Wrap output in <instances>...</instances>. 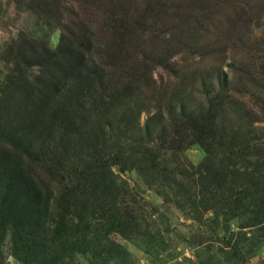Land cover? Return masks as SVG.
<instances>
[{
	"label": "trees",
	"instance_id": "trees-1",
	"mask_svg": "<svg viewBox=\"0 0 264 264\" xmlns=\"http://www.w3.org/2000/svg\"><path fill=\"white\" fill-rule=\"evenodd\" d=\"M51 1L29 0L44 21L57 16L58 43L43 31L22 40L9 49L21 51L8 54L13 59L0 79V264L4 236L17 264H59L72 251L101 247L102 232L136 231L132 208L117 202L129 191L114 168L135 171L166 193L176 182L196 183V174L213 176L211 185L224 191L237 161L252 165L246 159L262 153L232 119L237 94L263 95L264 33L254 32L250 19L264 26V0L223 2L219 13L214 0H184L188 7L178 0L181 8L173 0L160 8L159 0H82L77 9L84 1L103 3L99 31L92 13L60 17ZM176 55L186 62L179 71L172 68ZM157 68L172 78L163 88L152 76ZM151 101L158 113L139 128ZM242 118L248 125L264 121L261 113ZM191 145L205 154L197 167L185 156ZM257 171L263 187L252 186L250 197L263 207L264 170ZM223 200V213L233 214L236 194ZM255 214L241 228L264 233V211ZM250 237L247 254L257 256L260 243ZM242 253L235 246L229 263L246 264Z\"/></svg>",
	"mask_w": 264,
	"mask_h": 264
},
{
	"label": "rangeland",
	"instance_id": "rangeland-1",
	"mask_svg": "<svg viewBox=\"0 0 264 264\" xmlns=\"http://www.w3.org/2000/svg\"><path fill=\"white\" fill-rule=\"evenodd\" d=\"M159 1L161 3L157 6L160 8L165 0ZM173 1H175L174 6L181 8L180 5L182 4L183 7H188V2L186 4L184 0H180L181 4L178 0ZM214 1L219 2L214 7L216 13H219L218 6L221 3H231L233 0ZM51 2V9L59 12L60 17L72 16L77 10L86 14L90 12L93 17L90 15L89 17L93 19L94 23L96 21L98 31L99 27H105L99 16L103 4L101 1L91 5L93 8L89 6L88 2L84 1L78 9L76 6L82 0H52ZM141 2V0H137L138 5ZM194 8L195 6L191 7V12ZM36 9V5L30 4L29 0H0V79L10 66L8 62H10L12 56L8 55L10 54L9 49L14 48L16 45L21 47L22 40H27L30 43L29 38L35 39L33 35L37 36L40 31H43L46 36H50L49 41L52 46L58 43L57 16L49 21H44L38 15ZM221 20L223 22L222 18ZM250 20V28L255 29L254 32L257 34H263L264 26L261 24L255 26L254 20ZM172 26L171 23L165 26V34H168ZM17 53L13 51L10 55H16ZM193 59L199 60L196 57ZM171 60L179 65L178 67L175 64L172 66L177 71H179V67L186 64L181 55H176ZM225 62H229V58ZM188 63L190 64L191 60H188ZM152 76L162 88L167 81H172L168 71L161 68L155 69ZM161 81H164L163 85ZM189 91L190 89L187 90V92ZM235 97L237 102L239 101V105L234 110L232 121L240 124V130L246 134V139L251 145L255 143L262 148L260 154L263 157L259 156L258 153H250L253 159L248 158L246 160L248 162L251 159L252 165L237 161V166L233 171L234 175L231 174V182L229 181L228 184L229 189L225 187L224 191L211 185L210 181L212 182L215 179L213 176L200 177V174H196L194 177L196 183L193 179H186L182 183L176 182L181 185H172V187L174 186L172 190L166 193L164 189H160L155 183L150 184L148 179H144L135 171L130 170L120 173L117 168H114V173L126 183L129 191L128 196L120 195L117 202L122 199L126 204H120L121 208L124 206L132 208V210L127 209V211L134 213L137 217V230L128 236H120L113 231L108 232L109 235L102 232L99 234V241L102 242L101 247L94 248V252L85 254L72 251L65 255L59 264H231L229 263L230 255L228 253H231L235 246L242 247V256L246 259V264H258L264 261L263 231L256 227L241 228L249 223L248 220L252 218V220H255L256 212L264 211V206L258 205V200L250 197L254 194V190L250 189L252 186L260 183V188L263 187L260 177L263 175L253 171H257L259 167L262 172L264 170V121L248 125V120L242 118V115L255 116L261 113L264 120V91L262 95L261 92L252 89L249 94L245 95L241 92ZM195 100V97H192L191 100L187 99L188 105L194 103ZM151 102L149 110L142 112L138 119L137 125L139 128H143L148 117L158 113V110L154 108L159 103ZM236 111H240V113ZM185 156L192 166L197 167L205 154L198 145H191L186 149ZM260 170L257 172H260ZM236 171L238 173L235 174ZM253 178L257 181L251 183ZM202 185L205 188H202ZM245 188L246 190L249 189V196L243 199L242 193ZM235 194L238 202L233 205L234 213L231 215L223 213L225 212L223 208L225 201H221V198L232 197ZM214 198H217L216 201L219 202L217 205L212 200ZM243 232L246 233V237H243ZM251 235H255L253 242H259L260 244L255 250L258 255L249 257L250 255L247 253L252 249L250 247L252 244L247 241V238ZM103 236L105 237L103 238ZM93 240L98 239L94 238ZM1 246L4 262L6 264H17L10 255L8 237H2ZM102 248L112 252L99 253Z\"/></svg>",
	"mask_w": 264,
	"mask_h": 264
}]
</instances>
